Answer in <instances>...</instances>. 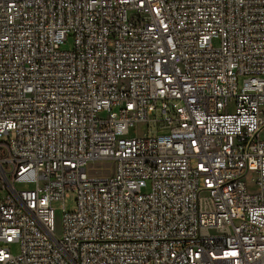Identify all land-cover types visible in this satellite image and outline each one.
<instances>
[{
	"label": "built area",
	"instance_id": "obj_1",
	"mask_svg": "<svg viewBox=\"0 0 264 264\" xmlns=\"http://www.w3.org/2000/svg\"><path fill=\"white\" fill-rule=\"evenodd\" d=\"M263 130L264 0H0V264H264Z\"/></svg>",
	"mask_w": 264,
	"mask_h": 264
},
{
	"label": "rangeland",
	"instance_id": "obj_2",
	"mask_svg": "<svg viewBox=\"0 0 264 264\" xmlns=\"http://www.w3.org/2000/svg\"><path fill=\"white\" fill-rule=\"evenodd\" d=\"M73 46V39L69 38L68 40L65 41V43L62 45V49H71ZM241 83V80H240ZM152 129H156V125L152 124L149 125V128ZM147 126L143 125V124H138L135 127H131L128 133L129 137H133L136 135H143L146 131H147ZM148 128V129H149ZM262 136L264 138V130L262 133ZM108 163L102 162L100 163L98 166H102L100 168H104L105 166H107ZM248 184L249 186L254 189L257 184L255 183V178H254V173L249 175V179H248ZM9 191L8 189H1L0 190V197H3L5 194H7ZM75 194L71 193V196L66 198L65 200V205L68 209H73L75 206ZM62 219H63V213H62V209L60 207H57L56 211H55V225H56V229H57V237H59L61 235V231H62ZM10 249L13 253L17 254L20 250V245L19 243L15 242L13 244L10 245Z\"/></svg>",
	"mask_w": 264,
	"mask_h": 264
}]
</instances>
